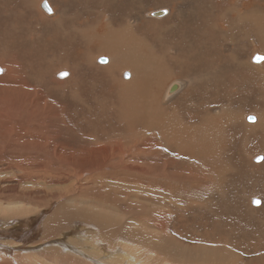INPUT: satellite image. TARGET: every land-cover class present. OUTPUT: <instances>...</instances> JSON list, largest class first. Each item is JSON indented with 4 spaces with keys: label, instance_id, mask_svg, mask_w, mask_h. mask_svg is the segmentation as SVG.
I'll list each match as a JSON object with an SVG mask.
<instances>
[{
    "label": "rangeland",
    "instance_id": "obj_1",
    "mask_svg": "<svg viewBox=\"0 0 264 264\" xmlns=\"http://www.w3.org/2000/svg\"><path fill=\"white\" fill-rule=\"evenodd\" d=\"M101 1L0 0V61L12 59L14 63L10 74L7 75L5 69L0 74V113L3 114H0V218L2 222L15 221V218L27 221L38 217L46 209L41 214V222L36 225L39 228L36 234L21 239L0 237V264H51L57 261L58 264H99L98 261L127 264L126 253H123L125 258L120 256V247L126 252L128 248L134 249L138 264H264V207L259 208L264 201V167L259 166L264 164L261 156L264 134L245 132L244 127L245 123L253 125L260 117L256 114V100L264 92V82L256 76L261 65L253 68V62L249 61L243 67L250 76L245 79L246 82L243 80L245 83L241 89L229 83L230 73L226 72L230 67L232 70L242 69L237 64L241 59H250L252 52H260L253 51V42L247 40V35L252 34L249 22L260 18L248 19L245 12L249 8L263 6L261 13L264 16V2L243 3L240 12L245 18L240 19L244 20L230 23L227 30H213L212 33L218 35V42L224 35L231 40L222 41L209 52L199 55L195 62L199 73L216 69L210 86L206 81V84L196 85V80L182 92L183 96L166 103L174 101L173 106L180 108L183 119L182 123L177 120L179 126H172L167 122L168 111L151 117L147 111L149 104L145 102L142 105L141 97L134 88L122 89L119 73H115V78L112 76L113 80L105 72L86 66L83 59L88 51L100 52L98 48L102 46L99 44L106 29L104 17L103 24L96 29L95 11L88 12L89 8L109 7L116 22H120L123 17L121 10L132 5L138 8V2H145L147 10L164 8L168 3L155 0ZM171 1L184 2L185 19L172 17L176 22H170V25L179 23L190 28L192 22L202 21L204 17L212 18L215 13L217 18L221 17L219 9H227L236 2ZM42 2H47L57 12L48 15L40 9L43 12L40 13L38 9ZM77 9L81 13H77ZM238 13L231 10L225 14L226 18L234 20L238 18ZM83 15H86L89 24L85 37H81L76 29L77 24V28L85 25ZM200 26L198 39L203 33ZM138 29H142V24L138 25ZM156 35L153 33L152 37L156 38ZM156 40L160 42L159 37ZM229 52L232 59L227 57L223 60L222 53L229 56ZM141 53L139 58H134L135 62H126L124 57L119 64L135 72V79H138V72L140 81L145 80L152 85L155 74L145 71L150 65L145 55L150 52L141 49ZM183 54L187 55L183 60L186 64L190 59L185 44ZM165 61L169 62L168 58ZM74 62L79 73L86 72V69L89 72V76L74 82L76 90L69 82L60 84L62 78L55 76L61 69H68L69 73V69L75 70L72 66ZM66 63L69 64L66 66ZM100 63L105 64L99 60L97 64ZM15 69L22 73L23 83L16 82L18 73ZM125 72L129 76L123 77L130 79L131 72ZM141 75H145L143 79H140ZM236 96L239 97L237 101L241 98L248 100L247 103L251 101L253 111L245 114L238 112V115L234 101ZM221 104L224 112H227V106L231 107L228 110L234 111L236 117L233 119L240 125L228 121L230 125L223 134L219 132L214 138L208 137L202 122L211 113V106ZM250 116L254 117L253 121L248 120ZM157 118H164L162 127L153 123L158 121ZM207 123L208 130L213 131L212 122ZM233 131L240 133L238 141H231ZM143 133L146 136L144 140ZM204 143H207L206 148H203ZM120 147L126 149H123L125 155ZM144 148L149 150L143 154L133 152ZM237 148H241L240 153ZM129 151L133 154L128 155ZM259 155L262 160L256 161ZM158 165L164 166L160 168ZM176 192H179L178 198L173 196ZM255 198L261 201L252 205L251 201ZM147 203L156 208L147 206ZM88 207L94 210L93 213L99 210L95 214L98 217L109 214V218H115L102 222L104 237L101 236L96 243L90 242L89 236H86L94 232L100 234L92 218L94 214ZM73 214L76 216L70 219ZM121 215L143 230L136 242L127 239L132 242L130 245L115 235L114 227L120 225ZM88 217L92 220L86 219ZM39 224L41 226L37 227ZM3 226L1 228L9 225ZM33 231L35 225L31 229ZM63 233L68 234V251L58 252L60 247L56 244L66 246L60 243ZM81 236L83 240L79 239ZM20 242H25V247L17 246ZM113 244L117 247L114 248ZM144 249L151 252L150 258L145 259L148 254H142ZM37 256H41L39 260ZM65 258L70 261H64Z\"/></svg>",
    "mask_w": 264,
    "mask_h": 264
},
{
    "label": "bare ground",
    "instance_id": "obj_2",
    "mask_svg": "<svg viewBox=\"0 0 264 264\" xmlns=\"http://www.w3.org/2000/svg\"><path fill=\"white\" fill-rule=\"evenodd\" d=\"M101 1V0H100ZM117 1V0H116ZM122 1V0H120ZM243 1V2H242ZM260 0H236V2H234L233 4L231 3L229 5V7L227 9H225L224 7H221L219 9V12L221 14V17L217 18V14H213L214 16L212 18H206L204 17L203 20L200 22L199 20H196L194 22H192L191 24V28L187 27V26H182L179 23H176L173 25H170V22H176L172 20V17L177 16L179 19L183 18L185 19V11L183 9L184 7V2H172L171 0H155V2H167L168 5L165 6L164 8H154V9H150L147 10V8L144 6L145 2H138V8L134 7V5H132V7H129V9H125V10H121V12L123 13V17H122V21L120 22H116L117 19L115 18V16L113 15L112 12L109 11V7L108 9H99V8H89L88 12H90L91 10H94L95 15H93V18L95 19L96 17V29L101 26L103 24V17L105 18V27L106 28L104 30V36L102 39V42H100V46L98 49L100 50V52L94 53L93 51H88L87 53L84 54L83 59L85 60V64L86 66L88 65L89 68H96L97 71H103L105 72V74L110 77L111 79L115 80L114 78L116 77V72L119 73L118 76L120 75V82L121 83V87L122 89L124 88H134L135 92L141 97V102L142 105L144 106V103L146 102L147 104H149V108L147 109L148 113L151 115H156L159 116L163 111H168L167 113H169L170 115H167V122L169 124H171L172 126H179L177 123V120L179 122L182 123V117H181V113H180V108L178 106H173L174 101L170 104H166L167 102H170L172 100L176 101V98L179 96H183L182 92H185L186 88L189 87V85L191 84V82H196V85H203L206 84L205 81L208 83V85L210 86V82H213V77L215 75V71L216 69L214 68H210L207 71H205L204 73H199V68L196 65V61H198L199 55L203 54V53H207L209 52L212 48H214L216 45L221 44L222 41H229L231 40L230 38H227V36L224 35V37L221 38V40L218 42L217 38L218 35L217 34H213V30L215 29H219V28H223L224 30L228 29L229 26L231 25L230 23H235L234 21H240V20H244V19H240V18H245V16L241 13V7L242 4L245 2H258ZM48 2V1H47ZM47 2H42L40 8L38 9V11L40 13H43L41 10L44 9L45 12H47V14L49 15V13L54 12L55 10L53 9V7L51 5H49ZM102 2V1H101ZM112 2V1H111ZM110 2V4H111ZM123 2V1H122ZM261 2H264V0H261ZM213 5H218L217 2H212ZM115 4V3H114ZM121 4V3H120ZM124 5V4H123ZM127 5V4H126ZM254 5V4H253ZM74 6V5H73ZM72 6V7H73ZM65 7V6H64ZM119 7V6H118ZM127 7V6H126ZM237 7V8H236ZM262 7L263 6H258L255 8H249V10H247L245 12L246 18L248 19H255V18H260L259 20H254V21H250V25L249 28L251 30L250 35H254L255 37L250 38V35H247V40L250 42H253L252 47H253V51H260V52H252L253 55L252 57L249 58H243L239 61L238 66L241 67L242 69H236V70H232L231 67L228 68L226 70V72L230 73V78H229V83L232 84L233 86H236L238 89L242 88L244 86V83L246 82V80L248 79V77L250 76V73H248L243 67H245L246 65L249 64V61L252 63V67L256 68L260 67V70L257 68L258 70V75L256 77L259 78V80L264 82V59L260 60V61H254V57L256 55H261L264 58V16L261 13L262 11ZM49 8L51 9V11H49ZM66 8V7H65ZM28 9V8H27ZM41 9V10H40ZM99 9V10H98ZM123 9V8H122ZM248 9V8H247ZM231 10H237L238 13V18H235L234 20H230L228 18H226V14L225 13H229ZM241 11V12H240ZM57 12V11H55ZM72 12V11H71ZM77 13H81L80 9H77ZM46 14V13H45ZM53 14V13H52ZM216 16V17H215ZM84 17V23L85 25L82 26L81 28H77L79 27V25H76V29L79 31V34L81 35V37H85V32L87 31V29L89 28V24L87 23V17L86 15H83ZM215 17V18H214ZM214 18V19H213ZM52 19V18H51ZM50 19V21H51ZM247 19V20H248ZM246 20V21H247ZM42 21V19L40 20ZM45 21V20H43ZM63 21V20H62ZM47 22V21H46ZM49 22V20H48ZM64 23V22H63ZM45 26L47 25V23H44ZM74 24V23H73ZM72 24V25H73ZM82 24V23H81ZM142 24V29H138V25ZM201 24V26H200ZM63 25V24H62ZM61 25V27H62ZM91 25V24H90ZM65 26V25H64ZM200 28H202V34L199 35V39L197 37V31ZM235 26V25H234ZM48 27V26H47ZM63 28V27H62ZM61 28V29H62ZM68 28V27H67ZM28 29V28H27ZM31 29V28H30ZM37 29H40L37 27ZM135 29H137L138 31H135ZM42 30V29H41ZM45 30V29H44ZM57 30V29H56ZM64 30V29H63ZM231 30V29H230ZM229 30V31H230ZM237 30V29H236ZM21 31V30H20ZM28 31V30H27ZM62 31V30H60ZM66 31V29H65ZM69 31V30H68ZM22 32V31H21ZM29 32V31H28ZM165 32L167 33V36L165 35ZM199 32V31H198ZM31 33V30H30ZM45 33V31H44ZM73 33V32H72ZM153 33H156V38L159 37L160 38V42H158V40H156V38L152 37ZM2 34V32H1ZM42 34V33H41ZM45 35V34H44ZM36 36V35H35ZM93 36V35H92ZM91 37V36H90ZM92 38V37H91ZM40 40V38H38ZM59 39V38H58ZM244 39V38H242ZM45 42V41H44ZM89 42V41H88ZM218 42V43H217ZM15 43V42H14ZM224 43V42H223ZM235 43V42H234ZM17 44V43H16ZM184 44H185V48L188 52L189 55V62L184 64L183 60H184V56H187L186 54H183V49H184ZM225 44V43H224ZM226 44H228L226 42ZM248 44V43H247ZM224 46V45H223ZM219 47V46H218ZM231 47V46H230ZM5 48V47H4ZM199 48H200V52H199ZM227 48V47H226ZM92 49V48H91ZM141 49H145L148 50L150 52L147 53V55H145L146 57L149 58L150 60V65L147 67V69L145 70L146 72H153L155 74L154 76V80H153V84L152 85H148L145 80H139V75L137 72V76L138 79L136 77L135 79V75L131 69H128L126 67L123 68V66H121L120 63V59L125 57L126 62H135L134 58H139V56H141ZM234 49V48H233ZM48 51V50H47ZM219 51V50H218ZM229 51H231V49H229ZM107 52V53H106ZM262 52V53H261ZM13 53V52H12ZM215 53V52H214ZM12 56V55H11ZM203 56V55H202ZM222 56L224 57L223 60H225V58L229 57L232 59V56H230V52H229V56L225 55L222 53ZM108 57V58H107ZM245 57V56H244ZM106 58V59H103ZM166 58H168L169 62L165 61ZM60 59V58H59ZM103 59L102 63L105 64H97V62L99 63V60ZM61 61V60H60ZM59 61V62H60ZM108 61V62H107ZM230 61V60H229ZM107 62V63H106ZM235 62V61H234ZM0 63L2 64L1 68V72L0 74H2L3 72H5L7 75L10 74L14 69H13V65L14 63L12 62V59L10 60H5V61H0ZM231 63V62H230ZM0 64V65H1ZM69 63H66L65 65L67 66ZM72 66H74V69H69L70 73L68 72V69H61L60 71L55 73V76L57 78H62L60 79L59 83H70L72 85V89L74 88L76 90V85L74 84V82H77L79 80H81L83 77L85 76H89V72H82L79 73L76 70V63L74 62L72 64ZM137 67H139V65H136ZM251 68V67H250ZM5 69V70H4ZM17 71V77H16V82H22V73L18 72V69H15ZM126 70H129L132 74L130 79H125L124 77H128L129 73L125 72ZM83 71V70H82ZM96 71V72H97ZM137 71V69H136ZM63 73H67L68 75H62ZM219 73V72H218ZM222 74V73H221ZM124 75V77H123ZM112 76H114V78H112ZM145 75H141L140 79H143ZM8 80L10 78H7ZM246 79V80H245ZM109 80V79H108ZM226 80V79H225ZM243 80H245V82L243 83ZM111 81V80H110ZM252 81V80H251ZM250 81V82H251ZM9 84H14V83H9ZM258 84V83H257ZM15 85V84H14ZM16 86V85H15ZM107 86V85H106ZM19 88V87H18ZM106 88V87H105ZM210 88V87H209ZM212 89H214L213 86H211ZM210 88V89H211ZM222 88V87H220ZM262 88H264L262 86ZM12 89V87H11ZM14 89V88H13ZM230 90V89H229ZM233 90V88H232ZM80 91V90H78ZM212 91V90H211ZM77 92V91H76ZM18 93V92H17ZM259 93L261 94L262 92L259 91ZM240 94V93H239ZM20 95V94H19ZM102 95V94H101ZM209 95V94H208ZM112 96V95H109ZM106 97V96H105ZM108 97V96H107ZM237 97H235L234 101L236 102V109H237V113H241V114H245L249 111H253L252 106H251V101L249 103H247L246 101L248 100H243L242 98L240 99V101H237ZM20 98V97H19ZM180 98V97H179ZM13 99V98H12ZM239 99V97H238ZM111 100V99H110ZM178 100V99H177ZM254 100V99H253ZM224 101V100H223ZM14 102V101H13ZM12 102V104H13ZM109 102V100L107 101ZM15 103H16V99H15ZM19 103V101H18ZM30 103H34L31 102ZM177 103V102H176ZM6 104V103H5ZM17 104V103H16ZM15 104V105H16ZM211 104H215V102H212ZM216 104H218L216 102ZM256 104L258 106V109L256 110V114L260 115V117L258 116L256 118V120L254 122L253 125H248L245 123L244 127H245V132L248 131H254V132H259L261 134H264V92L262 94V96L260 98H258L256 100ZM8 105V104H7ZM14 105V104H13ZM107 105V104H106ZM18 106V104H17ZM16 106V107H17ZM9 108V107H8ZM224 106L223 104L221 105H217V106H211V113H209L205 120L202 122V125L204 127H206L207 131H206V135L208 137L214 138L216 136V134L220 133H224L227 128L229 127V122H233L232 124L236 123L238 125H240L237 120L233 119L236 117L234 111L228 110L229 108H231L230 106H227V112H224L225 110L223 109ZM17 109H21L19 106ZM18 112V110H17ZM238 113V115H239ZM1 115H3L2 113H0ZM42 115V114H40ZM250 115V114H249ZM255 115V114H254ZM179 116V119H178ZM222 116V117H221ZM152 117V116H151ZM224 117V118H223ZM177 118V119H176ZM158 121L153 122L154 124H156L159 127H162L164 121V118H157ZM207 122H212V128L213 131H209L208 130V123ZM44 122H41V124H43ZM10 124V123H9ZM26 126V125H25ZM236 126V125H235ZM44 127V126H43ZM243 127V126H242ZM151 128V127H150ZM217 128V130H216ZM236 128V127H235ZM42 129V128H41ZM237 129V128H236ZM242 129V128H241ZM151 130V129H150ZM179 131V129H177ZM144 132V131H143ZM180 132V131H179ZM234 132V131H233ZM232 132L233 137L230 138L231 141H238L241 137H240V133L238 134L237 132ZM87 133V132H86ZM169 133V132H168ZM216 133V134H215ZM244 133V132H243ZM55 135V134H54ZM53 135V136H54ZM261 136V135H260ZM52 137V136H51ZM55 138V137H54ZM143 140L146 138V136L143 133ZM243 138V137H242ZM249 138V136H248ZM119 139V138H118ZM257 139V138H256ZM49 140V139H48ZM51 140V139H50ZM258 140V139H257ZM250 142H252L251 140H249ZM234 143V142H233ZM104 144V143H103ZM230 143H227V145H229ZM207 143L203 144V148H206ZM122 146V145H121ZM111 147V146H110ZM104 149V148H103ZM120 149L123 151V155H125L126 153L124 152L123 147H120ZM130 149V148H129ZM126 150V149H125ZM148 151L149 148H144L143 150H133V152H137L139 154H143L145 151ZM236 151L238 153H240L241 148H237ZM132 153L129 151L128 155ZM261 156L263 157L262 162L264 161V152H261ZM133 154V153H132ZM169 154V153H168ZM257 155V154H256ZM260 155L256 157V159H258L259 157H261ZM127 157V155H126ZM134 157V156H133ZM132 159V158H131ZM255 159V158H254ZM171 161V160H169ZM168 161V162H169ZM257 161V160H256ZM260 161V160H259ZM129 162V160H128ZM145 163V162H144ZM135 165V164H134ZM165 165V164H164ZM161 165V166H164ZM160 166V165H158ZM157 166V168H158ZM160 166V168H161ZM225 166V165H224ZM259 166L264 167V164H261ZM107 167V166H106ZM99 172V171H98ZM97 172V174H98ZM177 172V171H176ZM174 172V173H176ZM189 173V172H188ZM182 174V173H181ZM231 174H234L231 172ZM145 175V174H144ZM190 175V174H188ZM217 175V174H216ZM104 176V175H103ZM151 176V175H149ZM187 176V175H186ZM90 177V176H89ZM101 177V176H99ZM105 177V176H104ZM250 178V177H249ZM95 179V178H94ZM102 179V178H101ZM231 179V178H230ZM123 180V179H122ZM154 180V179H153ZM101 181V180H100ZM127 181V180H126ZM150 183V182H149ZM152 186H154V184H151ZM230 185V184H229ZM157 186V185H155ZM246 187V186H245ZM244 187V188H245ZM232 188V187H231ZM236 188H239L236 186ZM247 188L249 189V187L247 186ZM135 191V190H134ZM228 191V190H227ZM234 191V189H233ZM232 191V192H233ZM241 192V190H239ZM243 191V190H242ZM231 192V191H230ZM237 192V191H236ZM244 192V191H243ZM248 192V191H247ZM250 192V191H249ZM161 194H164L163 192H160ZM179 193V192H178ZM178 193H174L173 196H175L176 198H178L180 195H178ZM239 193V192H237ZM246 194V193H245ZM250 194V193H248ZM253 194V193H252ZM19 195V194H18ZM218 195V194H217ZM224 195V194H222ZM73 196V195H72ZM261 196V195H260ZM27 197V196H26ZM74 198V197H73ZM77 198V197H75ZM81 198V197H80ZM28 199V198H27ZM85 199V198H84ZM107 199V198H105ZM148 199V198H147ZM159 199V198H158ZM257 199V198H255ZM39 200V199H38ZM87 200V198H86ZM146 200V199H145ZM259 200V199H258ZM18 201V200H17ZM28 201V200H27ZM151 201V200H150ZM214 201V200H213ZM261 200H259L258 202L260 203ZM51 202V201H50ZM57 202V200H56ZM152 202V201H151ZM159 202V200H158ZM28 203V202H27ZM224 203V202H223ZM252 205L254 204L253 201H251ZM264 203V201H263ZM261 204V206L259 208L264 207V204ZM149 207H153L156 208L152 203H147ZM73 205V204H71ZM76 205V204H75ZM110 205V204H109ZM116 205V204H114ZM257 205V204H254ZM18 207V206H17ZM73 207V206H71ZM111 207V206H110ZM113 207V206H112ZM111 207V208H112ZM116 207V206H115ZM119 207V206H118ZM15 208V207H14ZM3 209V208H1ZM6 209V208H5ZM4 209V211H5ZM9 209V208H7ZM12 209V208H11ZM21 209V208H20ZM83 210V208H81ZM88 209L92 212L93 215V221L96 222V226L98 227L100 234L99 233H89V240L92 243H96L99 241L100 237H104V224H102V222H107L108 220H112L115 218H109L108 215L106 214V216L103 217L102 216H97L95 215L98 211L95 209V211H97L96 213H93L94 210L89 208ZM148 209V207H147ZM10 210V209H9ZM46 210V209H45ZM45 210H43L42 212H44ZM152 210V209H151ZM12 211V210H11ZM23 211V210H22ZM218 211V210H217ZM8 212V211H7ZM39 213V215H37L38 217L35 218H30V220H22L19 218H15V221H10V220H5V222L1 221L0 218V237H7V236H15L16 238H26L29 235H33L36 234L39 231V228H36V225L38 224V222L40 220H42V214ZM262 212V211H261ZM88 213V212H87ZM102 213V211H101ZM99 213V214H101ZM128 213V212H127ZM127 213L126 216H127ZM1 214L2 211H1ZM5 214V213H4ZM42 214V215H41ZM105 215V212H104ZM14 216V215H13ZM76 215H70L69 218L73 219ZM110 216V215H109ZM123 215H121L122 217ZM129 216V214H128ZM9 217V216H8ZM22 217V216H21ZM90 217V215H89ZM86 218L88 220H92L91 218ZM111 217V216H110ZM62 218V217H61ZM68 218V219H69ZM134 218V217H133ZM131 218V219H133ZM51 219V218H50ZM59 219V218H58ZM137 219V218H136ZM44 220V219H43ZM9 221V222H8ZM135 221V219H134ZM12 223V224H8V223ZM41 222V221H40ZM64 222V221H63ZM131 221L127 220L125 217H122L120 219V222L118 224V226H115L114 229H116L115 231V235L117 237L122 238V242L123 243H127V244H132V242L128 241V240H133V241H137L138 238L141 236L139 233H143V230L140 229V227H138L135 224H130ZM218 223V222H217ZM4 224L9 225L6 228H1V227H5L3 226ZM92 224V223H91ZM90 224V226H91ZM33 225H35V231L31 232V229L33 227ZM66 225V224H65ZM64 225V226H65ZM215 225V224H214ZM218 225V224H217ZM41 225L39 224L40 227ZM93 227V226H92ZM90 227V228H92ZM9 228V230L7 229ZM89 228V229H90ZM263 228V227H262ZM41 230V229H40ZM53 230V229H52ZM63 230V229H62ZM263 230V229H262ZM64 231V230H63ZM89 231V230H88ZM91 231V230H90ZM96 231V230H95ZM261 231V230H260ZM41 232V231H40ZM217 232V230H216ZM215 232V233H216ZM264 232V231H263ZM59 233V232H58ZM87 233V232H86ZM88 234V233H87ZM264 234V233H262ZM64 238L61 240L60 239V243H63L66 246H63L61 244H56L55 243L53 245L60 247L59 250L57 249H53L57 250L58 252H62V250H65L66 252L68 251V234H64ZM85 235V234H84ZM73 236V235H72ZM262 236V235H261ZM264 237V235H263ZM32 238V237H31ZM79 238V237H78ZM87 237H85V242ZM141 238V237H140ZM80 240H83L84 238L81 236L79 238ZM118 239V238H117ZM128 239V240H127ZM201 239V238H200ZM7 240V239H6ZM24 240V239H23ZM73 240V239H72ZM119 240V239H118ZM264 240V239H263ZM10 240H8L7 242H9ZM28 241V240H27ZM63 241V242H62ZM78 241V240H77ZM202 241V240H201ZM6 242V241H4ZM33 242V241H32ZM38 242V241H37ZM84 242V243H85ZM88 242V241H87ZM11 243V242H10ZM16 243V242H14ZM75 243V242H74ZM73 243V244H74ZM264 243V242H263ZM3 244V243H2ZM9 244V243H8ZM71 244V243H70ZM118 244V243H116ZM116 244H113V247H117ZM25 247L26 243H18L17 246ZM39 245V243H38ZM76 245V244H75ZM83 245V244H82ZM90 245V244H89ZM16 246V245H15ZM52 246V245H51ZM85 246V245H84ZM205 247V245H203ZM13 247V246H12ZM31 247V246H29ZM36 247V246H35ZM74 247V246H73ZM93 246H91L92 249ZM119 247V246H118ZM4 248V247H3ZM18 248V247H17ZM48 248V247H47ZM54 248V247H53ZM84 248V247H83ZM11 249V248H10ZM24 250V248H21ZM90 249V250H91ZM119 249V248H118ZM120 249L122 250V254L120 255L121 257L125 258V254L127 255V264H138L137 260L135 259V256L133 254L134 249H127L128 251L126 252L125 248L120 247ZM119 249V250H120ZM205 249V248H204ZM15 250V249H14ZM84 250V249H83ZM82 250V252H83ZM206 250V249H205ZM45 251V250H44ZM121 252V251H120ZM18 253V252H17ZM46 253V252H45ZM53 253V252H52ZM87 253V250H86ZM117 253V252H116ZM151 253L149 250L144 249L143 250V255H147V257L145 259H148L151 257ZM1 254V253H0ZM21 254V253H20ZM42 254V253H41ZM57 254V253H56ZM63 254V253H62ZM84 254V253H83ZM154 254V252H153ZM3 255V254H2ZM17 255V254H16ZM40 255V254H39ZM52 255V254H51ZM59 255V254H58ZM4 256V255H3ZM60 256V255H59ZM67 256V255H66ZM88 256V255H87ZM38 257V256H37ZM41 257V256H39ZM38 257V260H39ZM58 256H56L57 259ZM64 257V256H63ZM114 257H117L116 255ZM31 258V257H30ZM60 258V257H59ZM62 258V257H61ZM75 258V257H73ZM79 258V257H77ZM76 258V259H77ZM50 259V258H48ZM52 259V258H51ZM63 259V258H62ZM69 259V258H68ZM67 258L64 259L68 260ZM71 259V258H70ZM119 259V258H118ZM31 260V259H30ZM36 260V259H35ZM44 261L46 260L45 257L43 259ZM54 260V259H53ZM75 260V259H74ZM83 260V259H81ZM95 260V259H94ZM115 261V259H113ZM112 260V261H113ZM7 261V260H6ZM5 261V262H6ZM27 261V260H26ZM70 261V260H68ZM67 261V262H68ZM77 261V260H76ZM84 261V260H83ZM117 261V260H116ZM13 262V260H12ZM55 262V261H54ZM72 262V261H71ZM79 262V260H78ZM95 262V261H94ZM99 264H104L101 261H98ZM111 262V261H110ZM118 262V261H117ZM170 262V261H169ZM29 263V262H28ZM58 264V261L56 262ZM56 263H51V264H56ZM86 262H83V264H85ZM90 263V262H89ZM93 263V262H92ZM114 263V262H112ZM144 263V262H143ZM172 263V262H171ZM16 264V263H15ZM42 264V263H41ZM62 264V262H61ZM65 264V263H64ZM80 264V262L78 263ZM111 264V263H110ZM141 264V263H140ZM173 264V263H172Z\"/></svg>",
    "mask_w": 264,
    "mask_h": 264
},
{
    "label": "water",
    "instance_id": "obj_3",
    "mask_svg": "<svg viewBox=\"0 0 264 264\" xmlns=\"http://www.w3.org/2000/svg\"><path fill=\"white\" fill-rule=\"evenodd\" d=\"M263 58V56H261V55H256L255 57H254V61H260V60H263L262 59ZM103 59H106V58H103ZM103 59H100V62H103ZM0 72H1V68H0ZM248 120L249 121H253L254 120V117L253 116H250L249 118H248ZM261 159V157H259L258 159H257V161H259ZM259 200L258 199H254L253 200V203L254 204H259V202H258Z\"/></svg>",
    "mask_w": 264,
    "mask_h": 264
},
{
    "label": "snow or ice",
    "instance_id": "obj_4",
    "mask_svg": "<svg viewBox=\"0 0 264 264\" xmlns=\"http://www.w3.org/2000/svg\"><path fill=\"white\" fill-rule=\"evenodd\" d=\"M49 11H51V9L49 8ZM262 59H264V58H262ZM62 75H68L67 73H63Z\"/></svg>",
    "mask_w": 264,
    "mask_h": 264
}]
</instances>
